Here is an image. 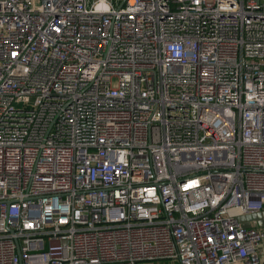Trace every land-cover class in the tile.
Masks as SVG:
<instances>
[{"label":"built area","instance_id":"obj_1","mask_svg":"<svg viewBox=\"0 0 264 264\" xmlns=\"http://www.w3.org/2000/svg\"><path fill=\"white\" fill-rule=\"evenodd\" d=\"M264 0H0V264H264Z\"/></svg>","mask_w":264,"mask_h":264},{"label":"water","instance_id":"obj_2","mask_svg":"<svg viewBox=\"0 0 264 264\" xmlns=\"http://www.w3.org/2000/svg\"><path fill=\"white\" fill-rule=\"evenodd\" d=\"M239 220L243 222L245 226H248V223H245L246 221H256L257 225L262 227L264 225V210L240 216Z\"/></svg>","mask_w":264,"mask_h":264},{"label":"trees","instance_id":"obj_3","mask_svg":"<svg viewBox=\"0 0 264 264\" xmlns=\"http://www.w3.org/2000/svg\"><path fill=\"white\" fill-rule=\"evenodd\" d=\"M167 261H171V260H168V259H161V260L154 261V262H151V263H153V264H156V263H158V264H164V263L167 262ZM174 262H176V261H174Z\"/></svg>","mask_w":264,"mask_h":264},{"label":"rangeland","instance_id":"obj_4","mask_svg":"<svg viewBox=\"0 0 264 264\" xmlns=\"http://www.w3.org/2000/svg\"><path fill=\"white\" fill-rule=\"evenodd\" d=\"M144 264H152V263H144ZM156 264H158V263H156ZM164 264H177L176 262H174V261H167V262H165ZM179 264V263H178Z\"/></svg>","mask_w":264,"mask_h":264},{"label":"crops","instance_id":"obj_5","mask_svg":"<svg viewBox=\"0 0 264 264\" xmlns=\"http://www.w3.org/2000/svg\"><path fill=\"white\" fill-rule=\"evenodd\" d=\"M256 222V221H255ZM256 224H257V222H256ZM263 227H264V225H263ZM153 264V263H152Z\"/></svg>","mask_w":264,"mask_h":264}]
</instances>
